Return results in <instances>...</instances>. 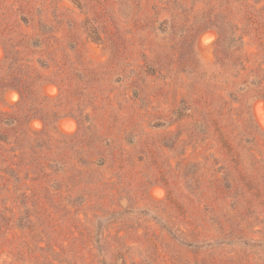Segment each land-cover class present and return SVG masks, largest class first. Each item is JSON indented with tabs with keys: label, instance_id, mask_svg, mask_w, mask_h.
I'll return each mask as SVG.
<instances>
[{
	"label": "rangeland",
	"instance_id": "obj_1",
	"mask_svg": "<svg viewBox=\"0 0 264 264\" xmlns=\"http://www.w3.org/2000/svg\"><path fill=\"white\" fill-rule=\"evenodd\" d=\"M262 97L264 0H0V264H264Z\"/></svg>",
	"mask_w": 264,
	"mask_h": 264
},
{
	"label": "trees",
	"instance_id": "obj_2",
	"mask_svg": "<svg viewBox=\"0 0 264 264\" xmlns=\"http://www.w3.org/2000/svg\"><path fill=\"white\" fill-rule=\"evenodd\" d=\"M217 33H218V38H221V33H220V31H217ZM233 43V42H232ZM263 99H264V97H262Z\"/></svg>",
	"mask_w": 264,
	"mask_h": 264
},
{
	"label": "water",
	"instance_id": "obj_3",
	"mask_svg": "<svg viewBox=\"0 0 264 264\" xmlns=\"http://www.w3.org/2000/svg\"><path fill=\"white\" fill-rule=\"evenodd\" d=\"M260 118H261V120L264 122V117L261 116Z\"/></svg>",
	"mask_w": 264,
	"mask_h": 264
}]
</instances>
